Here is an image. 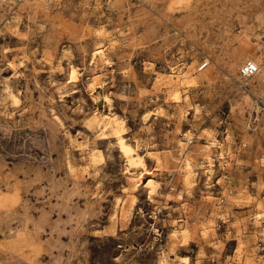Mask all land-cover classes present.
Returning a JSON list of instances; mask_svg holds the SVG:
<instances>
[{
  "label": "rangeland",
  "instance_id": "rangeland-1",
  "mask_svg": "<svg viewBox=\"0 0 264 264\" xmlns=\"http://www.w3.org/2000/svg\"><path fill=\"white\" fill-rule=\"evenodd\" d=\"M258 14L0 0V264H264V74L229 72L242 51L264 68Z\"/></svg>",
  "mask_w": 264,
  "mask_h": 264
},
{
  "label": "bare ground",
  "instance_id": "bare-ground-1",
  "mask_svg": "<svg viewBox=\"0 0 264 264\" xmlns=\"http://www.w3.org/2000/svg\"><path fill=\"white\" fill-rule=\"evenodd\" d=\"M3 1H6V0H3ZM16 1H18V2H20L21 0H16ZM263 16L261 15V14H258V15H256V17H255V24H256V27H260L261 26V24L262 23H264L263 22ZM246 30V29H245ZM246 35L247 34H243V36L244 37H246ZM97 57H98V60H96L97 59ZM102 57H103V52H102V50L101 49H97V50H95L94 51V53H93V58H94V64H95V67H98V66H100L101 64H102V62H103V59H102ZM254 57H253V53L251 52V51H242V52H239V54L236 56V57H234L233 59H231L230 61H229V72H230V82H237V81H239V80H241V78H243L241 75H240V69H241V67H242V65L244 64V63H246V62H252L254 65H256L257 66V68H259L258 67V65H259V60H257L256 58L255 59H253ZM106 62V61H105ZM241 64V65H240ZM264 65V64H263ZM260 66V65H259ZM174 70V69H173ZM264 74V68L263 69H260V70H258L254 75H255V77H261L262 75ZM229 75V74H228ZM250 78V77H249ZM96 79V78H95ZM229 79V78H228ZM94 80V79H93ZM242 81V80H241ZM95 86H96V84H95ZM259 86V85H258ZM256 87V86H255ZM254 88V87H253ZM94 89H95V87H94ZM255 91V90H254ZM262 91V90H261ZM255 93V92H254ZM257 93V92H256ZM262 93V92H261ZM258 94V98H262V101H264V92H263V94ZM9 95V94H8ZM256 95V94H255ZM176 96V95H175ZM173 100H174V98H173ZM252 106L256 109L257 107L254 105V104H252ZM114 122V121H113ZM112 122V123H113ZM111 123V122H110ZM111 123V124H112ZM116 126V125H115ZM262 136H263V133H262ZM254 140V139H253ZM117 141V140H116ZM254 142V141H253ZM117 146H118V148H119V151L123 154V156L126 158V160H127V164L129 165V166H131V167H134V166H136V165H139V166H143V160H142V157L141 156H139L135 151L136 150H134L135 148H132L130 145H128L127 143H125L123 140H118L117 142ZM262 141H261V139L258 137V138H255V147L256 148H260V147H262ZM210 145H214V142L212 141L211 143H210ZM214 147V146H213ZM220 148V147H219ZM215 154V153H214ZM213 154V152L211 151V154H210V156H208L207 157V159H208V166L211 168L212 167V161L214 160L213 159V157L214 158H218L216 155H214ZM212 155H213V157H212ZM217 155H221V154H217ZM95 156V155H94ZM92 160V159H91ZM188 164V163H187ZM187 166V165H186ZM190 166V165H189ZM129 168V167H128ZM137 168H139V167H137ZM209 168V169H210ZM144 169V168H143ZM208 169V171L210 172L211 170H209ZM131 170H132V168H131ZM134 170V169H133ZM132 170V171H133ZM130 171V170H129ZM128 171V172H129ZM145 171V170H144ZM130 173V172H129ZM143 173V172H142ZM147 173H149V172H147ZM189 174H190V172H189ZM210 174V173H209ZM140 182V181H139ZM143 183H145V182H143ZM147 189H148V191H149V193H153L154 191H155V189H156V184H155V182L152 180V179H150L149 178V180L146 182V184L144 185ZM54 192V191H53ZM184 264H186V261L184 260Z\"/></svg>",
  "mask_w": 264,
  "mask_h": 264
},
{
  "label": "built area",
  "instance_id": "built-area-1",
  "mask_svg": "<svg viewBox=\"0 0 264 264\" xmlns=\"http://www.w3.org/2000/svg\"><path fill=\"white\" fill-rule=\"evenodd\" d=\"M207 65L202 63L200 66H199V70H202L206 67ZM258 71V68L256 65H254L252 62H246L242 65L241 69H240V75L247 79L251 76H253L256 72ZM264 102V101H263Z\"/></svg>",
  "mask_w": 264,
  "mask_h": 264
}]
</instances>
